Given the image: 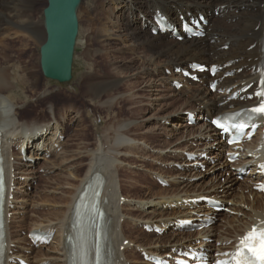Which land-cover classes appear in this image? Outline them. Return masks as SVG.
I'll return each mask as SVG.
<instances>
[{
	"label": "bare ground",
	"instance_id": "6f19581e",
	"mask_svg": "<svg viewBox=\"0 0 264 264\" xmlns=\"http://www.w3.org/2000/svg\"><path fill=\"white\" fill-rule=\"evenodd\" d=\"M33 1L17 0V3L12 2V10H8L5 0H0V56L4 55L6 48L1 40H6V36H9L11 40L17 36L10 32L12 36H15L12 37L9 30L28 29L27 34H34L33 28L39 27L30 17ZM100 6L106 16L96 29L98 30V42L102 45H109L113 41L119 42L118 45H122V48L116 45L115 50L111 48L118 55L126 52V47V50H123L126 43H128L130 53H138L139 49L147 51L143 52L148 57L146 61H143L145 63L142 71L160 76L158 80L149 81L150 83L146 85L149 92L155 93L153 95L156 96L159 83V85L167 84L168 89L175 94L186 95L181 106L183 108L172 109L160 119L167 121L169 118H174L172 128L166 130V133L163 132L164 137L173 138L176 135L175 132L182 129L184 134L171 146L152 148L143 140L132 138L125 132L130 129V126L138 125L137 121L126 120L119 126L116 125L113 138L106 137V134H99L96 140L97 145L93 146V149L78 147V151L76 149L70 153L65 149V143L61 140L70 107L56 117L52 104L49 105L47 112L50 120L41 123L36 120H21V113L18 109L21 106L15 102L11 94L14 89L19 90L23 86L18 83L17 77L13 78L9 73L0 71L1 150L5 157L8 183L5 205L7 241L5 264H21L20 261L26 264H67L68 247L64 237L71 222L72 207L83 186L92 176L104 182L101 199L108 214V233L115 249V264H137L133 256L136 251L146 255L147 258L142 261L143 264H151L152 258L173 263L182 254L193 250L203 252L208 257L213 253L220 254L225 250H233L238 237H242L253 225L264 221V196L257 194L251 188V185L260 181V168L257 164L261 161L259 146L263 135L262 127L258 128L254 139H250L240 145L239 149L234 150V147H225L221 137L209 123H202L192 133H189L188 130L193 127L182 122L198 118L210 121L216 116L257 104L256 98L248 99L247 97L255 92L260 70L259 62L264 55V50H262L264 47V0H102ZM213 11H217L218 15L215 16ZM115 13H117L116 17ZM198 14L204 17V22L198 21L195 24L192 19ZM159 19L168 24L171 29H161L158 25ZM182 22L194 32L204 31L205 37L201 39L190 37L188 32L182 28ZM39 29L40 27L38 31L41 30ZM173 33H177L176 35L180 36L181 40L178 41ZM43 34L42 32L37 33L40 46L45 40V34ZM19 35L22 34L19 33ZM20 40L24 39L21 37ZM224 47L227 49L223 50ZM193 63L205 64L215 69L214 75L209 72L198 74V83L201 85L198 87H193L191 80L181 73H191ZM111 66L118 75L128 68L124 62L119 60L116 63L113 62ZM7 71L9 72L8 69ZM139 71H141L140 68ZM165 71L168 74L170 72V75L165 76ZM178 71L180 74L176 77ZM226 73L231 74L224 78L223 75ZM213 81L215 87L211 89L209 85ZM118 82L119 79H113L107 82L102 81L101 84L91 86L89 84L87 94L91 99H97L101 92L113 90ZM32 83L34 85V82ZM177 84L181 85L180 89L176 87ZM249 85L251 87L244 92L243 88ZM127 96L133 97L128 93ZM153 99L157 101L160 98L154 97ZM162 107L170 109L168 105ZM185 107H189L191 111L185 110ZM187 111L189 112L181 117L180 114ZM78 112L80 111L75 112L72 118L78 117L77 115H80ZM204 115L208 117L203 118ZM151 119L154 118L149 116L146 121ZM17 146L18 152L15 153L14 148ZM23 147L25 156L21 153ZM214 147L218 151L209 153ZM119 148L126 150L122 152ZM138 149L141 152L148 150L157 156H154L156 159L163 160L160 162L162 166L160 171L148 169L145 171L155 174L159 182L168 184L169 187H173L171 190L178 193L172 192L173 194L169 197H159L157 201H138L139 199L122 195L123 179L120 178L118 172L123 167H135L128 163L123 164L120 158L127 156L137 158L139 161L151 160L150 157L137 155L135 150ZM227 150L232 153L239 152L240 158L233 164H228L224 156ZM141 152L139 154L143 155ZM42 153L45 154L42 155ZM47 154H50L48 157L52 160L45 159ZM201 156L206 159L199 160ZM82 157L88 158V164L86 173L81 177V172L77 171L74 161ZM38 158L42 159V162L37 169L31 170L32 161ZM154 159L151 161H155ZM261 159H263L262 156ZM139 166L143 169L142 164ZM204 168L205 172L201 173ZM39 169H43V173L47 175L46 182H48L40 190L43 193L54 194L57 197L56 202L59 203H56V206L42 216H40L42 213L37 214L36 211L30 213L29 210L32 208L27 209V200L24 197H19L17 200L14 197L22 177L24 181L21 191L24 195L28 194L25 192L26 187L32 188V182L42 179L38 175ZM163 169L170 170L173 174L167 176L166 170ZM245 170L249 171L246 184L242 188L241 185L235 186L236 175ZM65 171H70V174L59 178V173L63 174ZM224 172H230L231 177L226 180L225 184H217V179L222 177ZM53 173L56 174L55 179H52V175L49 176ZM53 183L55 184L53 187L48 185ZM188 188L194 191H187ZM244 191H247V195ZM120 198H123L124 202ZM229 202L231 205H228ZM145 203L148 205L147 210ZM38 204L40 205V202ZM216 204L223 205L226 212L215 213L213 207ZM137 210L147 212H137L139 214L135 215ZM26 221L30 223L26 224ZM217 222L219 223L216 226L219 227H215ZM130 227L159 230L162 231V236L165 233L169 234L167 238L155 236L151 240L139 241L137 237H132L130 234L126 236V230ZM24 230L27 233L39 232L48 237V241L26 240L21 234ZM230 231L233 233L232 236L229 235ZM142 234L145 233L142 231ZM146 237H150V234ZM124 241H127L126 245H123Z\"/></svg>",
	"mask_w": 264,
	"mask_h": 264
},
{
	"label": "rangeland",
	"instance_id": "374dc122",
	"mask_svg": "<svg viewBox=\"0 0 264 264\" xmlns=\"http://www.w3.org/2000/svg\"><path fill=\"white\" fill-rule=\"evenodd\" d=\"M100 1L102 0H92V1L81 0V3L77 9L78 34L76 37V43L73 52L72 73H71L72 77H71V81L66 86H61L51 80L45 79L42 76L40 70V64H39L40 45L38 44L37 33L39 32H42V34L44 33L42 11L46 7V0H34L30 9L31 20L38 24V26L41 29V30L39 29L40 31H38L39 27L37 26L36 28H33V30L35 31L34 34H27L29 32L27 31L28 29L27 30L16 29L14 31L9 30V34L15 33L14 35L15 36L17 35L15 37L14 35L12 36L11 34V36L15 37V39L11 40L9 39V36H6L7 37L6 40L3 39L1 40V42L4 45H6V48L4 52L5 56L4 55L0 56V71L3 70L6 73H9L13 78L17 77L18 83L22 84L23 86L22 89L20 88L19 90L18 88L14 89V91L11 94V97L14 98L15 102L21 106L18 108L21 113L20 119L23 121L36 120L38 123H41L43 121L50 120V115L47 112V108L49 105L52 104L51 106L53 107L54 110V116L56 117H58L64 110H67L70 107L68 113V121H66V123L64 124L65 129L63 130V136L61 139L62 142L65 143L64 145L65 149L70 153L71 151H75L76 149H77L76 151H78L79 148L93 149L95 145H97L96 140L99 134H106V137L109 136L108 138L110 137L113 138V136L115 135L113 133L115 128L120 124H122L123 122H125L126 120L138 122V125L132 127L130 126V129L125 131L132 138L143 140L146 144L149 145V147L152 148H157L160 146L161 147L171 146L174 144L176 139L183 136L184 131L183 129L176 131L175 132L176 135L173 138L167 136L164 137L163 135L164 133H166L165 131L166 130L168 131L170 128H172L171 124L174 122V118H169L167 121L160 119L162 117H165L167 113H169V111H171L172 109L183 108L181 106L183 105L182 103L186 99V95L184 96L182 94H177V93L175 94L173 93L172 90L168 89L167 84L159 85V83L157 85V89L159 91L156 92V96L153 95L155 93L149 92V88L146 87V85L150 83L149 81L158 80L159 79L158 77L160 76H157L158 74H156L155 76L152 72L145 73L142 71L144 69V63H145L143 61H146L148 57L146 53L143 52H147V51L143 49H139V51H137L138 53H134V54L130 53L131 51L128 50L129 49L128 43H126L125 46L123 47V50H126L127 48L126 52L124 51V53H119L118 55V53L113 50H115L114 48L116 47L120 48L122 46L120 44L118 45L119 42L113 41L110 42L109 45H104V44L102 45L101 43L98 42V38H97L98 30L96 29L99 28L98 27L99 24L104 21V18L106 16V13L101 10ZM9 2L10 4H8ZM12 2L17 3V0H12V1L5 0L6 6H8V10H12L13 8L11 6ZM106 2H107L106 4L108 5V1ZM16 9L17 8H15L14 6V10ZM213 12L215 16L218 15L217 11H213ZM114 16L116 17L117 13H115ZM138 16L136 18L139 22ZM19 33H21L22 35H19ZM19 37L20 38L22 37L24 40L21 41ZM204 37H205V33L204 36L201 38ZM26 42H27V46H25ZM226 49L227 47H224L223 50ZM118 60L124 62L125 65L128 67L125 70L121 71L120 75H118V73H116L111 66L113 65V62L116 63ZM14 67L17 69H15ZM129 68L131 69L129 70ZM139 68L141 69L142 72L139 71ZM7 69L9 70V72L7 71ZM11 71L14 73H12ZM15 72H17L16 73L17 75L15 74ZM164 74L165 76H169L170 72L168 74V72L165 71ZM178 75L179 73H176L175 76L177 77ZM228 76L229 73L223 75L224 78ZM107 79L109 81L113 79L114 80L119 79V82L117 83L116 87L113 88V90L107 92H101L97 99H91L89 97V94H87L88 93L87 90L89 89V84L91 86L92 84H99L102 81L107 82L108 81ZM32 82H34V85ZM192 82L194 84L193 87L201 86L200 83L196 81H192ZM31 85L34 87H32ZM127 93L132 94L133 97L129 98L130 96L128 97ZM154 97L160 99L156 101L153 99ZM177 98L180 99V101H177L178 100ZM164 105H168L170 109L163 108L162 106ZM188 108L189 107H185L184 109L191 111V109ZM76 110L80 111L78 112V114L80 115H77L78 117L76 118H72L75 115L74 113L77 112ZM189 111L184 113L182 112L180 114L181 117H184L186 113H188ZM149 116L150 118H154V119L146 121L149 118ZM202 117L205 118L208 116L204 115ZM182 123L183 124L185 123L189 127H193L192 129L188 130L189 133H192L197 127L201 126L202 123L208 124V119L205 120L198 118L196 120L191 121V123L190 121L188 122V120L186 122L185 120H183ZM146 131L148 132L146 133ZM252 139H254V137ZM104 147L106 148V146ZM119 150L124 152L126 149L119 148ZM138 150H135L137 155L143 157H150L151 160L155 158L154 160L157 163L151 160L139 161L137 158H129L127 156L121 157L120 160L124 162L123 164L128 163L129 165L136 168L135 169L132 167L131 168L123 167L122 170L118 172L120 178L123 179L121 183L122 195L124 194L125 196L128 197L130 196L133 199H137V200L139 199L138 201H145V200L157 201L161 197H165V196L169 197V195H172L173 193H178V192H174L175 190H171L173 189V187H169L168 184H161L156 179L155 174H150L148 171H145V169H148L150 171L151 170L160 171L162 169L160 162H163V160L159 158L160 160L159 161L158 159H156L157 156L152 154L148 150L142 152L141 150L140 151ZM216 151H218V149L214 147L212 148V151H210L209 153ZM14 152L15 153L18 152V146L14 148ZM139 152H141V154L143 155H140ZM44 154L45 153H42V155ZM48 155L50 154L45 155L46 156L45 159L52 160L50 157H48ZM202 157L203 156L199 157V160L206 159V157L203 158ZM82 158L75 159L74 161V163L77 165L76 167L77 171L81 172L80 176L86 173L87 164H88L87 163L88 158L87 157H84L83 159ZM223 160H224V156L222 161ZM41 162L42 159L40 160L39 158L33 160L31 165L32 166L31 170L37 169V167ZM79 162H81L82 164H80ZM140 164L143 165V169L140 168L139 166ZM163 170H166V172H168V173L165 172L167 176L169 174H173L172 172H170V170L167 169H163ZM227 170H229V168H227ZM69 172L70 171L63 172L64 175L62 173L61 174L59 173V178L64 177L66 174L69 175L70 174ZM204 172H205V168L201 170V173ZM53 174H50L49 176L52 175V179L53 178L55 179L56 174L54 175ZM38 175L42 179L40 181L32 182V188L30 187H26L27 189L25 188V192L28 193L27 195L26 194L24 195V193L21 191L23 189L22 184L24 181L22 177V179L19 180L20 184L17 185L18 189H16L14 197L15 200H17L19 197L20 198L24 197V199L27 200V209L29 210L30 208H32L29 210L30 213L31 211L32 212L36 211L37 214L42 213L40 214V216H42L46 212L50 211L52 207L56 206L57 197H55V195L50 192L43 193L41 191L44 188V186L47 185L48 183L46 182L47 175L43 173V169L38 170ZM247 175H248V171L239 175L237 174L236 178L234 177L237 181L235 186L239 187L241 185L240 187L242 188L246 184L245 181L247 179ZM230 177H231L230 172H224L223 176L217 179V184H221V185L225 184L226 180ZM48 185H52L51 187L55 186L54 183ZM131 185L132 187H130ZM33 187H35V189ZM251 188L254 191L253 185H251ZM188 190L190 192L194 191V189L192 188L190 189L188 188L187 191ZM246 193L247 191H244L245 195H247ZM161 194L162 196H160ZM30 196L31 198H29ZM38 196H40V198H38ZM53 198L54 200H52ZM251 199L252 198H250V200ZM37 200L40 202V205L38 204L39 202ZM120 200L122 201L123 198H120ZM45 201L47 202L49 201V202L47 203ZM30 202L32 204H30ZM122 202H124V200ZM34 203L35 206H33ZM228 205H231V202H229ZM145 208L146 210L148 209V205H146V203H145ZM225 209H221L216 213H224L226 212ZM137 212L139 211L137 210L135 211V213L134 212L133 213L137 215L141 211L139 213ZM28 221L31 222V220ZM28 221H26V224L30 223ZM218 223L219 222L215 224V227H219L216 226L218 225ZM142 231L145 234H142ZM21 234L22 237H24V239L29 240V232L27 233V231L24 230L22 231ZM128 234H130L132 237L133 236L137 237L139 241L151 240V238H154L155 236H162L161 233L158 231H152L148 233L146 230H142L139 228L132 229L131 227L126 230V236ZM147 234L148 235L150 234V237H146ZM168 234L169 233H165L162 237L167 238ZM232 234L233 233L230 231L229 235L232 236ZM125 242L127 241H124L123 245H125ZM133 256L136 258L137 264H143L142 262L143 256L139 251L134 252Z\"/></svg>",
	"mask_w": 264,
	"mask_h": 264
},
{
	"label": "water",
	"instance_id": "95a60500",
	"mask_svg": "<svg viewBox=\"0 0 264 264\" xmlns=\"http://www.w3.org/2000/svg\"><path fill=\"white\" fill-rule=\"evenodd\" d=\"M81 0H46L42 11L45 40L39 48L42 76L61 86L71 81Z\"/></svg>",
	"mask_w": 264,
	"mask_h": 264
},
{
	"label": "snow or ice",
	"instance_id": "6c2138e0",
	"mask_svg": "<svg viewBox=\"0 0 264 264\" xmlns=\"http://www.w3.org/2000/svg\"><path fill=\"white\" fill-rule=\"evenodd\" d=\"M264 75V73H262ZM261 88L255 93V95L260 98V103L256 107H252L246 110L248 115V120L244 123H232L227 127H223L220 122L213 121L218 128H222L224 132H228L229 128L236 130L237 132L243 134L249 125L255 119L264 118V79L260 81ZM261 169L264 170V165H261ZM2 177H0V194H2ZM261 191H264V186L260 188ZM95 207V206H93ZM96 214L102 215L98 211ZM237 250L230 255L232 260L221 261L218 264H264V223L254 226L251 231L245 234L242 239L237 244ZM97 259L95 264H104L102 257H100L99 251L96 253ZM81 264H84L81 261Z\"/></svg>",
	"mask_w": 264,
	"mask_h": 264
}]
</instances>
